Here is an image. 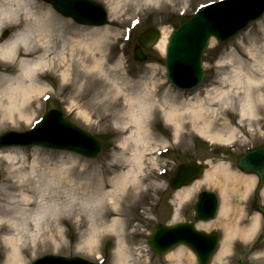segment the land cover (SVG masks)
<instances>
[{"label": "rangeland", "instance_id": "obj_1", "mask_svg": "<svg viewBox=\"0 0 264 264\" xmlns=\"http://www.w3.org/2000/svg\"><path fill=\"white\" fill-rule=\"evenodd\" d=\"M92 1L105 8L108 19L105 27L110 29L111 37L109 35L105 49L106 68L109 69L102 75L90 66L89 80L104 82L107 85L104 90L111 97H114L115 87L123 89L116 96L117 103L114 101V108L106 105L100 109V105L95 102L88 103L87 99L80 102L71 100V88L64 87L63 84L67 79L62 80L60 77L62 65H54L55 70L44 69L36 75L37 83L46 87L43 94L49 95L50 99L47 102L40 99L39 102L26 105L29 120L20 119L13 124L6 122L0 129V134L6 131H27L34 127L47 111L57 110L65 119L96 137L101 143V153L95 158L87 159L73 153L39 147L14 148L13 152L18 153L20 157L24 156L27 162L23 172L27 174L31 163L37 161L39 167L50 174H55L53 168L66 167V181L74 184H83L86 181L88 183L94 178L115 181L129 171L130 167L126 161L134 157L129 144L126 145L128 150L122 148L129 134L134 131L130 126L123 128L128 117L122 115L129 110L125 98L140 96L144 88L153 83L155 88L152 92L156 94L154 100L158 103L150 116L148 115L146 129L151 139L150 148L156 150L152 149L148 152L149 155L144 156V164L140 170L131 169L137 187L134 189L133 185L127 186L121 192L115 207L122 210L121 227L115 225L111 230V218L95 212L85 215L88 225L84 229H87L78 230L74 226L79 220L78 217H71L60 226L63 246L57 250L42 251L34 256L35 258H27L26 264H31L33 259L43 255L81 257L97 264L100 261L101 264H119L121 256L127 255L128 261L125 264H176L175 257L171 259L169 256L174 255L178 249L184 250L180 256L182 264H197L195 257L185 247H177L165 256H155L147 245V239L156 224L193 223L191 207L201 192L212 193L219 199L217 217L209 224L203 225L207 226L205 231L221 234L218 250L210 264H235L231 255L232 240H225V235L246 216V202L249 199V186L245 180L248 175L237 168V157L251 149L264 146V71H260L256 59L247 56V53L258 56L256 52L260 49L262 53L264 14L224 44L210 39L202 57L204 78L201 85L191 91H178L170 85L166 77L164 55L158 50L153 47L141 50L145 57L144 62L133 60L134 51L139 47L136 40L150 28L170 33L202 5L217 0H160L157 3H147L146 0ZM35 4L50 10L59 20L68 22L75 30L91 33L92 30L105 28L76 25L71 19L57 14L47 0H35ZM133 22L136 24L128 36ZM15 30L16 28L8 26L1 28L0 43L10 41ZM4 31L9 33L5 38L2 36ZM50 45L52 55L57 56L60 49L52 43ZM79 89L80 86L75 91L79 92ZM110 90H113L112 93ZM97 91L92 88L89 93ZM100 91L103 92L101 89ZM167 92L168 98L177 97V102L171 106L179 109L176 118L171 120L165 118L163 109L159 107L163 105ZM248 104L252 105L250 114H247ZM164 108L165 112L169 110L167 105ZM195 113L198 117L194 116ZM204 124L208 125V136L215 133L225 139L233 132V138L227 142L210 140L199 132ZM164 150L168 151L163 153ZM158 152L161 154L158 155ZM190 162L203 167L205 176L209 173L214 177L207 182L203 176L200 186L190 198L176 207V192L169 188L168 182L180 164ZM33 179L35 178L32 176H26L22 183L26 184V181ZM2 181L0 172V186ZM19 192L21 190L13 193ZM0 200L4 198L1 197ZM105 204L110 209V202ZM222 210L225 212L221 213ZM195 226L197 228V225ZM97 229L101 233L94 239L93 244L87 245L85 241L90 236L94 237L91 233ZM242 237L247 239V234ZM222 244H226L227 252L217 262L216 257L222 249ZM237 250L238 254L243 253L242 249ZM6 256L5 245L0 242V264H6ZM249 263L264 264V250L255 254Z\"/></svg>", "mask_w": 264, "mask_h": 264}, {"label": "bare ground", "instance_id": "obj_2", "mask_svg": "<svg viewBox=\"0 0 264 264\" xmlns=\"http://www.w3.org/2000/svg\"><path fill=\"white\" fill-rule=\"evenodd\" d=\"M159 1L146 0L147 3H157ZM5 26L14 27L16 30L10 41L0 43V129L6 122L13 124L20 119L29 120V111H26V105L39 102L41 98L39 95L46 91L45 86H40L37 83L36 75L44 69L55 70V66L58 65L59 67L62 65L63 69L60 74L61 79H67L63 82L64 87L71 88L73 97L70 96L71 100L80 102L87 99L88 103L95 102L100 105V109L105 108L106 105L114 108L116 105L114 101L117 103L116 96L123 89L111 88L115 90L114 97H111L104 90L107 85L102 81L90 82L88 74L90 66L91 69L102 75L104 71L106 72L109 69L106 68L105 49L109 41V35L111 37L110 29L103 26L104 29L92 30L91 33L75 30L68 22L59 20L50 10L37 6L35 0H0V29ZM169 35L170 33L165 31L159 32V36L151 47L164 55ZM210 39H214V37L208 38L207 44ZM50 43L60 49L57 56L52 55ZM256 53L258 56L255 55L254 57V54L250 55L249 53H247V56L256 59L260 71H264V47L262 53L261 49ZM140 54L143 53L140 51ZM259 56L261 57L259 58ZM189 66H191L190 60L183 69ZM79 86V92L75 91ZM92 88L98 91L90 94ZM154 88L152 83L150 87L144 88L140 96L131 98L126 96L125 98L129 110L122 115L128 117L123 128L130 126L134 128V131L129 134L125 143L122 144V148L128 150L126 145L129 144L134 157L126 161L130 167L129 171L115 181L94 178L95 180L92 179L88 183L86 181L83 184H74L71 181H66V172H68L66 167L53 168L55 174H50V172L48 174L44 168L39 167L37 161L31 163L28 173L25 174L23 172L25 169L24 164L27 163L25 157H20L18 153L15 154L14 150L8 146L7 148H0V172L3 176L2 185L0 186V198H4V200H0V242L6 248V264H26L27 258H32L42 251L61 248L63 246V236L60 226L74 216L79 219L74 225L78 230H83L88 225L85 215L95 212L103 213L104 217L111 218L109 222L111 230L114 229L115 225L122 226L123 219L120 218L122 210L115 209L120 194L129 185H133L134 189L137 187L135 185V175L134 172H131V169L137 168L140 170L144 164L142 162L144 156L146 157L149 155L148 152L150 153L152 149H155L150 148L149 141L151 139H149L150 135L146 129L150 113L158 103L154 100L156 96L152 92ZM113 90H110V93ZM168 95L167 92L164 96L163 105H158L163 109L165 118L171 120L173 117L176 118L179 109L171 106L177 102V97L170 99ZM165 105L169 107L167 112H165ZM251 106L248 104L247 114L251 113ZM194 116L198 117L196 113ZM199 132L202 136L206 135L210 140L219 139L223 142L232 139L234 135L233 132H230L228 138L225 139L220 134L215 133L208 136V125L205 124ZM245 174L248 175L245 180L250 191L254 179L258 177L253 172H245ZM26 176H32L35 179L26 181V184H23V179ZM213 177L212 174L208 173L204 181L208 182ZM202 178L193 180L187 186L176 190L174 195L176 207L190 198L200 186ZM16 190H21V192L14 194L13 192ZM107 202L111 204L110 209L105 204ZM199 203L202 208L212 211L209 208L210 203L208 200L202 201L200 199ZM216 211L217 209L213 210L212 214L204 216L206 219L209 217L208 221L197 220L199 222H196L195 225L198 229H194L195 232L205 236L214 235L215 243L212 247L215 248L219 246L217 241L221 236L214 233L208 234L204 230L207 226L203 225L209 224L217 217V215L215 216ZM224 212L222 210L221 213ZM257 226L258 215H255L244 227H231V230L227 231V235H225V240L230 238L233 240L235 237L246 236V234L248 237L256 231ZM99 233L101 232H98V229L95 230L91 233L94 237L90 236L85 243L87 245L93 244ZM178 236L182 237L180 234ZM210 240L204 239L203 244L210 242ZM189 244L194 247L193 244ZM182 247L191 251L186 245ZM226 252L227 246L222 244V249L218 253L216 261L219 262ZM183 253L184 250L178 249L169 258L173 259L175 257L176 264H182L180 256ZM127 261V255H122L119 264H125Z\"/></svg>", "mask_w": 264, "mask_h": 264}, {"label": "water", "instance_id": "obj_3", "mask_svg": "<svg viewBox=\"0 0 264 264\" xmlns=\"http://www.w3.org/2000/svg\"><path fill=\"white\" fill-rule=\"evenodd\" d=\"M52 7L61 15L71 18L77 24L100 27L106 24L105 11L98 4L88 0H49ZM228 12V13H227ZM264 12V0H228L201 8L191 19L172 32L166 49L164 66L171 84L178 89H193L202 80L200 60L207 40L214 37L219 43L244 30ZM227 13V14H226ZM158 33L147 30L140 35L137 43L144 49L155 43ZM135 60L144 61L140 50L135 51ZM190 60L191 66L183 69ZM4 146H42L50 149L68 150L84 157H96L99 144L91 136L69 122L60 113L52 111L45 115L38 126L26 133H7L0 136V147ZM238 168L243 172L256 173L260 179L264 175V147L255 149L238 158ZM202 168L195 163L177 168L169 185L173 190L187 186L199 179ZM208 200L211 210H216L217 200L213 195L203 193L195 205V219L208 221L205 215L213 212L200 206L199 200ZM203 213H202V210ZM177 234V235H176ZM182 235L180 238L178 235ZM204 239H211L203 244ZM215 236H205L195 232L190 224L173 227L157 225L154 227L148 245L156 255L168 252L176 245H186L196 256L199 264H208L215 247ZM189 243L193 244L192 247ZM197 244V245H196ZM209 246H208V245ZM33 264H89L81 259H62L45 256Z\"/></svg>", "mask_w": 264, "mask_h": 264}, {"label": "flooded vegetation", "instance_id": "obj_4", "mask_svg": "<svg viewBox=\"0 0 264 264\" xmlns=\"http://www.w3.org/2000/svg\"><path fill=\"white\" fill-rule=\"evenodd\" d=\"M259 184V179L255 178L253 181V186L249 191V199L246 203L245 214L246 216L242 221H238L239 224L237 226L244 227L245 224H248L249 221L253 219L255 215H258V226L256 227V231L249 236V238L244 239L243 237H237L232 240L231 245V255L233 256V260L235 264H239L240 259L243 256V253L248 248L249 245L253 243V241L259 236L261 232L264 231V178L262 180V184L260 189L257 190ZM258 198V205L256 200ZM241 227V228H242ZM237 249H242L243 253L238 254ZM264 250V239L263 241L255 247V250L252 255L248 258L244 259V262L250 264L249 261L252 257L257 253H262ZM263 257V256H262Z\"/></svg>", "mask_w": 264, "mask_h": 264}]
</instances>
